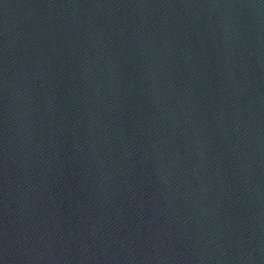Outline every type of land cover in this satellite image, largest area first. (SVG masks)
I'll use <instances>...</instances> for the list:
<instances>
[{"label":"water","instance_id":"water-1","mask_svg":"<svg viewBox=\"0 0 264 264\" xmlns=\"http://www.w3.org/2000/svg\"><path fill=\"white\" fill-rule=\"evenodd\" d=\"M0 264H264V0H0Z\"/></svg>","mask_w":264,"mask_h":264}]
</instances>
